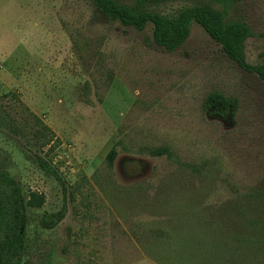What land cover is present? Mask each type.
Here are the masks:
<instances>
[{"label": "rangeland", "instance_id": "rangeland-1", "mask_svg": "<svg viewBox=\"0 0 264 264\" xmlns=\"http://www.w3.org/2000/svg\"><path fill=\"white\" fill-rule=\"evenodd\" d=\"M228 15L250 27L246 60L264 61V0ZM150 38V24L123 26L90 0H0V170L26 203L21 264H264L259 79L196 23L173 52ZM212 92L232 114L206 110ZM35 154L69 186L51 229L39 218L61 189Z\"/></svg>", "mask_w": 264, "mask_h": 264}, {"label": "trees", "instance_id": "trees-1", "mask_svg": "<svg viewBox=\"0 0 264 264\" xmlns=\"http://www.w3.org/2000/svg\"><path fill=\"white\" fill-rule=\"evenodd\" d=\"M96 10L109 20L118 21L142 31L151 25V42L165 52H173L190 35L191 24H198L204 32L219 45L226 57L238 67L254 74L264 90V61L249 63L244 52V42L250 36L249 25L240 20H231L229 11L236 0H207L180 8L172 14H162L151 9L166 0H134L124 4L117 0H90ZM233 101L224 95L212 92L204 100L208 111L222 116L232 114ZM165 150L155 148L153 155H161ZM116 155L114 149L108 153L111 162ZM37 166L59 184L62 204L59 209L44 212L39 225L45 229L55 227L65 216L66 198L69 186L59 171L45 158L34 155ZM26 203L19 183L6 171L0 170V264H21L26 235Z\"/></svg>", "mask_w": 264, "mask_h": 264}]
</instances>
